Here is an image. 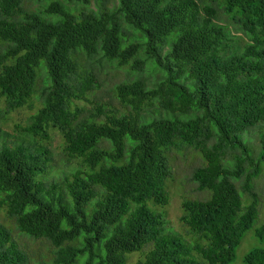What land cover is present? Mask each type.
<instances>
[{"label": "trees", "instance_id": "16d2710c", "mask_svg": "<svg viewBox=\"0 0 264 264\" xmlns=\"http://www.w3.org/2000/svg\"><path fill=\"white\" fill-rule=\"evenodd\" d=\"M31 1L0 0L2 115L38 102L0 129V209L51 254L34 264H233L250 229L264 240V0ZM105 66L128 70L110 94ZM53 132L73 166L56 176ZM188 151L207 197L181 201L185 240L160 209ZM242 262L264 264V246ZM0 264H29L2 223Z\"/></svg>", "mask_w": 264, "mask_h": 264}, {"label": "rangeland", "instance_id": "374dc122", "mask_svg": "<svg viewBox=\"0 0 264 264\" xmlns=\"http://www.w3.org/2000/svg\"><path fill=\"white\" fill-rule=\"evenodd\" d=\"M204 1V0H203ZM117 3L116 0H107L105 3L107 8H112ZM100 1H91L90 5L85 9L97 10L99 7ZM24 6L32 11L37 9H42L40 4L34 3L31 0H24ZM71 10L74 7L70 8ZM51 19V18H50ZM41 69H38V74ZM128 70L122 68L115 70L110 66H105L100 72V83H102L104 90H109L123 82L128 80L127 77ZM136 74H133V76ZM133 76L130 79H133ZM142 76L147 79V82L150 83L155 80V75L152 74L148 69L142 73ZM106 99V98H105ZM116 103V102H114ZM38 102L33 103V108L29 109L27 106L14 111L9 112L5 115L2 113L5 112V103L2 98H0V129L8 133L13 132L15 125H20L25 127L29 123V118L34 114ZM51 153L54 158V167L51 170V175L61 174L62 171L71 170L72 165H67L65 162L66 156L63 155V141L61 136L53 132L52 133V142H51ZM185 157L182 158L180 155L173 154L171 157V168L174 177L173 181L168 182V194H169V204L162 209L160 212L163 213V217L166 220L167 228L182 234L185 237V240H190V237L185 235V227L180 222V217L182 214L181 210V201L185 199H205L207 194L205 192H199L196 188L197 185L190 181L189 176L191 170L200 163L199 157H197L192 151L185 153ZM69 168V169H68ZM255 191L260 195V205L258 217L255 220L254 226H259L264 222V178L256 180ZM158 212L157 208H154ZM0 223L4 224L6 227L12 229L13 237L23 250L27 253L29 257V264H34V261L38 260V256H43L45 262L51 261V254L46 252V247L40 242L32 240L26 236L18 234L15 230L13 231V223L8 220L5 216V213L0 209ZM264 246V240L260 241L253 236V229H250L244 236L240 245L236 249V257L233 264H243L244 255L253 248H259ZM141 253H133L128 256L127 264H136V262L142 259Z\"/></svg>", "mask_w": 264, "mask_h": 264}]
</instances>
